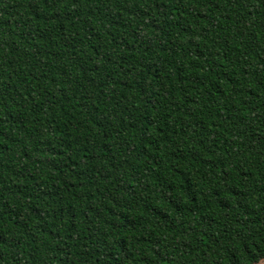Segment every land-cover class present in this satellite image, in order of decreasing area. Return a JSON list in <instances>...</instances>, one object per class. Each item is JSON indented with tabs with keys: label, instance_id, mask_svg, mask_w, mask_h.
I'll return each instance as SVG.
<instances>
[{
	"label": "trees",
	"instance_id": "trees-1",
	"mask_svg": "<svg viewBox=\"0 0 264 264\" xmlns=\"http://www.w3.org/2000/svg\"><path fill=\"white\" fill-rule=\"evenodd\" d=\"M264 260V0H0V264Z\"/></svg>",
	"mask_w": 264,
	"mask_h": 264
},
{
	"label": "rangeland",
	"instance_id": "rangeland-1",
	"mask_svg": "<svg viewBox=\"0 0 264 264\" xmlns=\"http://www.w3.org/2000/svg\"><path fill=\"white\" fill-rule=\"evenodd\" d=\"M261 262H262V260H261V261H259L257 264H261Z\"/></svg>",
	"mask_w": 264,
	"mask_h": 264
},
{
	"label": "snow or ice",
	"instance_id": "snow-or-ice-1",
	"mask_svg": "<svg viewBox=\"0 0 264 264\" xmlns=\"http://www.w3.org/2000/svg\"><path fill=\"white\" fill-rule=\"evenodd\" d=\"M261 264H264V260H262Z\"/></svg>",
	"mask_w": 264,
	"mask_h": 264
}]
</instances>
